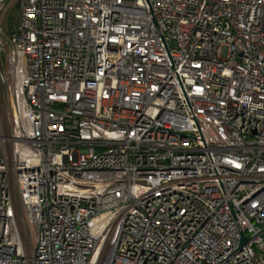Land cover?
I'll list each match as a JSON object with an SVG mask.
<instances>
[{"label": "built area", "instance_id": "built-area-1", "mask_svg": "<svg viewBox=\"0 0 264 264\" xmlns=\"http://www.w3.org/2000/svg\"><path fill=\"white\" fill-rule=\"evenodd\" d=\"M0 264H264V0H0Z\"/></svg>", "mask_w": 264, "mask_h": 264}, {"label": "rangeland", "instance_id": "rangeland-1", "mask_svg": "<svg viewBox=\"0 0 264 264\" xmlns=\"http://www.w3.org/2000/svg\"><path fill=\"white\" fill-rule=\"evenodd\" d=\"M5 26L9 31H16L19 26V18L15 8H11L5 17Z\"/></svg>", "mask_w": 264, "mask_h": 264}, {"label": "water", "instance_id": "water-1", "mask_svg": "<svg viewBox=\"0 0 264 264\" xmlns=\"http://www.w3.org/2000/svg\"><path fill=\"white\" fill-rule=\"evenodd\" d=\"M246 241H247V238H246L243 234H241V242H240L239 248H240L243 244H245Z\"/></svg>", "mask_w": 264, "mask_h": 264}]
</instances>
